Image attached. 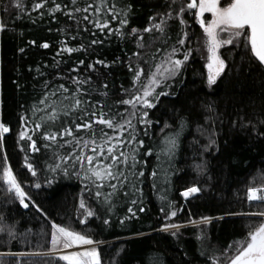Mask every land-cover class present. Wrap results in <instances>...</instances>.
Returning <instances> with one entry per match:
<instances>
[{
  "label": "trees",
  "instance_id": "trees-1",
  "mask_svg": "<svg viewBox=\"0 0 264 264\" xmlns=\"http://www.w3.org/2000/svg\"><path fill=\"white\" fill-rule=\"evenodd\" d=\"M186 1L106 0L102 10L96 11L101 0H76L75 4L72 0H48L40 9L32 7L39 0H21L23 7H17L16 0H0V22L6 25L0 31L1 120L10 129L0 139V227L4 229L0 231V264H71L49 252L53 222L101 242V264H216L214 257L226 264L221 253L229 245L235 249L234 242L244 241L247 233L261 222L260 217L245 214L264 211V201H250L247 196L249 187L264 185V64L245 47V37L234 38L232 44L221 48L226 67L214 84L209 85L206 62L194 50L178 74L167 79L170 87L163 83L157 87V92L167 94L153 101L155 108L140 110L138 106L133 109L132 105L120 103L130 99L133 85L136 89L141 86L134 80L137 68L142 67L146 76L154 72L155 65L173 46L178 49L175 56L183 60L188 46L202 42L204 33L194 18L186 26L177 15ZM228 2L221 0L220 4L225 6ZM54 3L62 7L53 13L49 9ZM129 4V23L121 27L123 10ZM113 5L115 17L107 11ZM74 8L87 11L69 15V9ZM168 11L172 16L164 33L142 32V39L140 33H131L132 28H146L152 22L149 17ZM106 20L111 21L107 28L96 27V21L103 24ZM183 32L188 33V39L178 45ZM33 40L35 44L31 43ZM92 40L102 43L91 44ZM44 42L50 46L42 47ZM65 44L73 49L84 44L86 50L61 53ZM20 48L25 51L20 52ZM81 59L85 65L78 64ZM98 59L105 64L96 63ZM90 64L96 65L94 70L86 67ZM77 76L81 80L91 77L89 83L80 84L87 90L78 94L81 100L88 98L83 108L101 101L103 111L112 116L120 113L128 118L129 113L135 112V134L144 140L139 147L125 140L117 151L118 155L119 151L135 150L138 161H146L137 163L135 169L144 172L143 177L137 178L142 192L137 193L131 184L123 188L118 185L117 194L111 198V211L97 200L95 191L109 193L112 189L108 185L115 181L105 179L98 189L100 180L97 183L93 177V184L84 174L86 160L81 167L74 158L81 151L77 148L72 152L75 141L63 143L72 137L58 136L57 143L43 135L73 125L75 136L95 138L99 144L101 130L113 134V129L102 124L93 125L95 137L88 129L74 127L82 122L81 112L71 107L77 88L73 78ZM144 76L142 83L147 82ZM45 82L48 88L44 87ZM104 84L108 87L104 88ZM59 85L68 91H57ZM50 90L55 95L49 97L47 106L40 104L44 93ZM53 108L57 118L42 120ZM92 110L99 114L98 108ZM145 110L149 113L147 119L152 121L148 125L139 123ZM36 123H41V127L35 128ZM23 129L29 130L39 151H32L30 141L20 137ZM129 132L124 136L128 137ZM172 139L176 141L174 148ZM84 152L91 155V146ZM68 153L73 159H59ZM29 163L32 169L27 167ZM57 164L60 167L56 171L49 167ZM9 166L27 193L24 199L28 209L22 206L16 192L9 190L4 178V169ZM118 167L127 171L123 165ZM153 170L156 176L151 174ZM194 184L201 191L186 199L183 191ZM86 187L92 189L91 193L84 191ZM81 194L97 213L86 223L80 219ZM132 200H138L145 211L135 216L129 213V207H136ZM172 208L177 215L165 219ZM205 216L212 218L210 223L163 230L165 224L189 223ZM109 217L110 222L105 224Z\"/></svg>",
  "mask_w": 264,
  "mask_h": 264
},
{
  "label": "snow or ice",
  "instance_id": "snow-or-ice-1",
  "mask_svg": "<svg viewBox=\"0 0 264 264\" xmlns=\"http://www.w3.org/2000/svg\"><path fill=\"white\" fill-rule=\"evenodd\" d=\"M106 0H101V6L96 8V11H101L102 6L105 4ZM48 3V0H39L32 5L34 9H40L45 4ZM72 3L75 4L76 0H72ZM17 7H23L21 0H16ZM62 5L60 3H54L53 7L49 9L50 12H56L61 9ZM92 5H88V8H91ZM132 6L129 4L126 9L123 10V16L125 17L120 21L121 27L129 23L127 19L129 12L131 11ZM187 8L189 9H199V15L201 17L200 24L204 26V31L207 34L206 43L211 53L209 58L208 68V83L209 85L214 84L217 78L224 72L226 67L225 60L219 55L218 49L223 44H232L234 38H239L241 36L245 37V47L250 48V51L254 54L256 58H258L259 62L264 64V0H230L225 6L220 5V0H191L189 4H187ZM115 6H110L107 8L108 12H112L115 17ZM76 11H87L85 9H69V15L72 12ZM184 8L181 7L179 13L177 15L180 16V22L186 23L183 20ZM210 12L212 13V20L205 24L203 19L204 13ZM172 16L171 11L165 13H156V15L149 17V20L152 21L148 24L146 28L143 30L132 28V34H141L142 32H152L154 30H159L161 33L165 32L167 28V20ZM159 17V19H157ZM85 20L88 19L87 16L84 17ZM111 21L106 20L103 24L99 21H96V27L103 30L107 28ZM6 25L3 22H0V31L4 30ZM111 31V29H109ZM218 30L219 32H225L228 34L227 39H219L218 38ZM123 35V32H121ZM183 38L177 40L178 45H184L185 40L188 39V33H182ZM32 44H35L36 41H31ZM102 43L98 40H92L91 44ZM140 43V41H137ZM50 45L48 42H44L42 47L48 48ZM142 46V45H141ZM81 49H85L84 44H80L78 49H73L72 47L67 46L65 44L64 48L61 49V53L68 52L72 53L74 50L79 51ZM86 50V49H85ZM20 52H24L23 48L19 49ZM178 51L176 47H172L171 51L165 53V57L161 59V62L155 65L156 71L149 72L146 76H144V69L142 67L136 69V74L134 75V80L137 84H140V88L136 89V86L133 85V91L130 94V99L120 101L121 104H129L132 105L133 109H136V105H143L145 109L155 108L156 104L153 102L154 100L158 101L159 97L162 95H166L165 92H157L156 89L162 83L165 84L166 87H170L167 85L166 81L169 76H175L178 74L179 69L183 66L184 61H187L189 55L191 54V49L185 52L183 56V60L176 58L175 54ZM98 64L104 65L105 61L102 59H98ZM79 65H85L84 60L78 61ZM86 67L95 69V64L87 65ZM131 67V65H129ZM163 69V71H161ZM144 76V79L147 81L146 83L141 82V77ZM91 80V77H87L84 80H81L78 76L73 78V83L77 85L76 93L73 94L72 100L73 103L71 105L72 108L77 109L81 112V116L79 119L82 122L75 123L74 127L76 129H88L91 132L92 137L96 136L95 131H93L94 124H102L106 125L109 128L113 129V134L108 135L107 133L101 130L100 132V142L97 143L95 138L90 139H82L74 135L73 133V125L66 126L61 132H53L46 131L43 135L46 137L48 141L57 142L58 136H70L72 140H64V144H73L75 141V145L72 148V152H75L77 148H80V154L76 155L74 158L77 161H80L81 167L84 165V161L87 162V170L85 171V176L87 179L91 180L93 184L96 183V179L100 180V184L97 185V188L103 187V181L107 178L109 181L114 180L115 183H110L108 187L112 189L109 193H102L99 190L95 191V197L97 200H101L102 203L106 205V210L111 211L114 208V204L111 202L112 196L117 194L118 185L123 187H127L131 184L132 188L135 189L137 193H141L142 189L137 187L139 181L138 177H143L144 172L135 170L137 163L144 164L146 161H138L136 151L133 150L130 153H125L124 151H119L117 155V151L119 148H122L125 145V140L129 144L135 143L137 147L144 144L143 139H137L136 136V128L132 123V118L135 116V112H131L128 114V118H124L120 113H116L115 116L109 115L103 111V105L101 101H96L90 108H83L82 105L88 102V98L85 100H81L79 97V93L87 92L86 89L80 88V84H87ZM45 88H48V83L45 82ZM104 88H107V84H104ZM63 89L65 92L68 91L64 87V85H59L60 90ZM125 92H129L128 89L124 90ZM107 92H104L103 95L107 96ZM55 95L53 91H47L44 93L43 98L39 101L40 104H46L49 97ZM90 98V97H89ZM35 107V106H34ZM99 109V114H97L96 110ZM42 111V110H41ZM125 112H128L125 109ZM108 115V118L105 119V116ZM149 113L147 110L142 112V118L139 120L140 124L148 125L151 124L152 121L147 119ZM119 116L120 119L117 120L116 117ZM56 110L53 108L52 113L50 115H46L42 117L43 119L54 120L56 119ZM127 126V127H125ZM41 123H36L35 128H40ZM9 127L0 122V136H3L4 133L9 132ZM131 130V132H129ZM129 132V136L125 137L124 133ZM147 129H145V134ZM20 137L27 139L30 141V147L32 151H39L36 147V141L32 139L31 136L28 135L27 131H21ZM264 135V133H262ZM173 148L175 147V139H172ZM212 144H215V140H211ZM63 145H61L62 147ZM91 146L92 155H86L84 149L89 148ZM46 147H51V145H46ZM149 155L151 154V149L148 150ZM83 158V159H82ZM110 162H106V159ZM131 158V164H129V160ZM61 161L71 160L73 159L72 153H68L67 155H61L59 157ZM95 162V163H94ZM27 163V158H26ZM119 165H123L127 168V171H121L118 167ZM27 167L32 169V164H27ZM53 171H56L57 168L60 167L57 164L55 167L49 165ZM67 172V169H63ZM153 176H156L155 170L151 173ZM33 175H35V171H33ZM131 177V179H130ZM4 178L7 180L9 185V190H15L16 194L20 197L21 203H24V198L27 196V193L24 192L23 188L20 186V183L17 181L15 175L13 174L10 166L5 167L4 169ZM135 180L136 183L132 181ZM39 187V185H36ZM85 192L91 193L92 189L86 187L84 189ZM201 188L197 185H192L191 187L186 188L182 195L184 197L191 196L194 193H199ZM264 192V185H260L258 187H249L247 190L248 199L251 200H261L264 201V195H259V193ZM128 195L129 193H124ZM34 203V202H33ZM132 205L136 207H129L128 212L133 216L137 215V212H144V207H139L138 200H132ZM25 207H28V204H24ZM37 207H39L37 205ZM80 209L84 210V221H87L88 217H92L97 215L96 211L90 208L84 199L83 194L80 197ZM42 211V210H41ZM161 212H164V209H160ZM79 213V210H78ZM46 215V214H45ZM177 215V210L172 208L170 212L165 214V219L169 216L175 217ZM245 215H254L261 218V222L258 226L254 227L251 231L247 233V237L244 241L234 242L236 244L235 249H232V245H229L227 249H225L221 255H223L226 259V264H264V211H260L258 213H248ZM129 217H125L128 219ZM210 217H201L200 221L205 223L211 222ZM111 220V217L104 220L105 224H108ZM122 223V221H121ZM190 223H196V221H190ZM177 225H163L165 230L169 228H176ZM52 233H51V245L52 247L49 249L53 255H56L58 252V245L63 244L64 248L72 247L73 245H92L95 242L88 235H84L78 231L71 230L69 227L61 226L60 224H56L53 222L52 224ZM4 229L0 227V231ZM173 235H176L175 231L172 232ZM229 250L231 254H229ZM62 259L68 260L71 264H101L100 261V253L97 247L86 248L83 251H73L68 254H64ZM216 264H220V260L216 257Z\"/></svg>",
  "mask_w": 264,
  "mask_h": 264
},
{
  "label": "rangeland",
  "instance_id": "rangeland-1",
  "mask_svg": "<svg viewBox=\"0 0 264 264\" xmlns=\"http://www.w3.org/2000/svg\"><path fill=\"white\" fill-rule=\"evenodd\" d=\"M174 1H178V0H174ZM191 2V0H187L185 2V4L181 7L184 8V12L182 14L183 16V20L186 22L184 23L186 26L190 25V18H194V20L200 25L201 27V30L203 31L204 33V37L202 38V42H199V43H196V46L195 47H187L189 49H191V52H193L194 50L198 52L199 55H201L205 62H206V65H207V69H208V73H209V68H208V63H209V58L211 56V53L209 52V49H208V46H207V43H206V39H207V34L205 33L204 31V26L200 24V15H199V9L198 8H195V9H189L187 8V4H189ZM197 3H199V0H197ZM221 5V4H220ZM223 7V6H222ZM203 19L205 21V24L209 23L211 20H212V13L210 12H205L204 13V16H203ZM218 38L223 40V39H227L228 37V34L225 33V32H219L218 30ZM236 39H233V41H235ZM225 45H229V44H223L219 49H218V53L219 55L221 56L220 54V50L222 47H224ZM189 49H186V52L189 50ZM190 56V55H189ZM178 58V57H176ZM156 71V69L154 70V72ZM161 71H163V69H161ZM0 74H1V64H0ZM1 76V75H0ZM169 77H172V76H169ZM168 77V78H169ZM167 78V79H168ZM0 105H1V98H0ZM136 106H138V108H140V110H144V106L143 105H140V104H137ZM0 122H2L1 120V106H0ZM22 131H27L28 132V135L30 136L29 134V130L28 129H23ZM5 133L3 134V136H0V139L2 140L3 137H4ZM27 138V137H26ZM92 155V153H91ZM106 162H110L106 159ZM95 163V162H94ZM13 172V171H12ZM13 174L15 175L16 177V174L15 172H13ZM17 179V178H16ZM107 179V178H105ZM97 180V179H96ZM18 181V180H17ZM97 183H98V180H97ZM22 188L23 186L20 185ZM14 190V189H13ZM24 190V188H23ZM15 191V190H14ZM173 217L169 216L168 219H172ZM80 219L83 223H86V221H84V210L81 209V212H80ZM90 219V217H88L87 221ZM200 223H205V222H201L200 219L196 220V223H179V222H175V223H172V224H169V225H177L178 227L176 228H169L168 230H178L184 226H189V225H195V224H200ZM163 230H165L163 228ZM99 244H101V242H95L94 244L92 245H73L72 247H69V248H64L63 247V244H60L58 245V252H57V255H60L61 257L64 255V254H68V253H71L73 251H83L85 250L86 248H91V247H97L99 246ZM68 261V260H66ZM70 262V261H68ZM71 263V262H70Z\"/></svg>",
  "mask_w": 264,
  "mask_h": 264
},
{
  "label": "water",
  "instance_id": "water-1",
  "mask_svg": "<svg viewBox=\"0 0 264 264\" xmlns=\"http://www.w3.org/2000/svg\"><path fill=\"white\" fill-rule=\"evenodd\" d=\"M8 134H9V132L5 133V135H8ZM185 198L188 199L189 196H188V197H185ZM25 203L28 204V202L24 199V203H21V204H22V206H23L25 209H28L29 204H28V207H25V206H24Z\"/></svg>",
  "mask_w": 264,
  "mask_h": 264
},
{
  "label": "flooded vegetation",
  "instance_id": "flooded-vegetation-1",
  "mask_svg": "<svg viewBox=\"0 0 264 264\" xmlns=\"http://www.w3.org/2000/svg\"><path fill=\"white\" fill-rule=\"evenodd\" d=\"M221 1V0H220Z\"/></svg>",
  "mask_w": 264,
  "mask_h": 264
}]
</instances>
